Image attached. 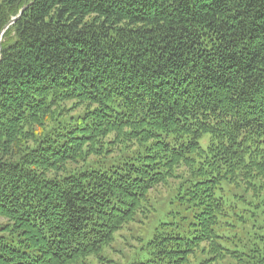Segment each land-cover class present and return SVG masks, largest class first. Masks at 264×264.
Returning <instances> with one entry per match:
<instances>
[{"label": "trees", "instance_id": "obj_1", "mask_svg": "<svg viewBox=\"0 0 264 264\" xmlns=\"http://www.w3.org/2000/svg\"><path fill=\"white\" fill-rule=\"evenodd\" d=\"M22 11L1 43L0 264H105L160 188L179 221L127 264H264V0H0V35Z\"/></svg>", "mask_w": 264, "mask_h": 264}, {"label": "rangeland", "instance_id": "obj_2", "mask_svg": "<svg viewBox=\"0 0 264 264\" xmlns=\"http://www.w3.org/2000/svg\"><path fill=\"white\" fill-rule=\"evenodd\" d=\"M171 192V190L168 191L166 188H160L158 192L154 193V197L156 198L155 202L158 204L157 212L152 216L150 215L148 220L132 224L128 229L121 231L117 235V239L112 245V248L103 254L107 259V263L105 264H108V260L112 264H127L133 258L134 254L136 255L138 253L142 245L137 240L142 237L148 240L161 222L179 221V218L173 219V216L170 215L177 208L169 205L170 200L174 196ZM164 203L165 205H163ZM185 215L186 213L184 212L183 216ZM260 222L263 223V220H260ZM89 262L90 264H100L96 258H91Z\"/></svg>", "mask_w": 264, "mask_h": 264}, {"label": "water", "instance_id": "obj_3", "mask_svg": "<svg viewBox=\"0 0 264 264\" xmlns=\"http://www.w3.org/2000/svg\"><path fill=\"white\" fill-rule=\"evenodd\" d=\"M23 14V11L21 12V14L18 16V17H16V18H14V19H12L5 27H4V29H3V31H2V33H1V35H0V58H1V49H2V47H1V43H2V38H3V35L5 34V32L11 27V26H13L19 19H20V17H21V15Z\"/></svg>", "mask_w": 264, "mask_h": 264}]
</instances>
